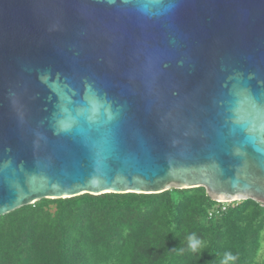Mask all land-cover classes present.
Here are the masks:
<instances>
[{
    "label": "water",
    "instance_id": "95a60500",
    "mask_svg": "<svg viewBox=\"0 0 264 264\" xmlns=\"http://www.w3.org/2000/svg\"><path fill=\"white\" fill-rule=\"evenodd\" d=\"M197 187L264 206V0H0V217Z\"/></svg>",
    "mask_w": 264,
    "mask_h": 264
},
{
    "label": "trees",
    "instance_id": "16d2710c",
    "mask_svg": "<svg viewBox=\"0 0 264 264\" xmlns=\"http://www.w3.org/2000/svg\"><path fill=\"white\" fill-rule=\"evenodd\" d=\"M219 205L203 187L42 199L0 217V264H264V206Z\"/></svg>",
    "mask_w": 264,
    "mask_h": 264
},
{
    "label": "built area",
    "instance_id": "2783aa9c",
    "mask_svg": "<svg viewBox=\"0 0 264 264\" xmlns=\"http://www.w3.org/2000/svg\"><path fill=\"white\" fill-rule=\"evenodd\" d=\"M218 203L220 204L219 207L222 208L223 211H225V210L227 209V207H228V206H227L228 204L235 203V202H218ZM219 207H218V209H219ZM218 211H219V210H217V211H212V212H211V215H213L214 213H219Z\"/></svg>",
    "mask_w": 264,
    "mask_h": 264
}]
</instances>
